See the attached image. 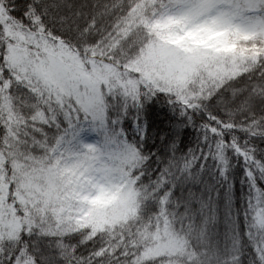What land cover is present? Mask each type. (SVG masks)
I'll return each instance as SVG.
<instances>
[{"label": "snow or ice", "instance_id": "1", "mask_svg": "<svg viewBox=\"0 0 264 264\" xmlns=\"http://www.w3.org/2000/svg\"><path fill=\"white\" fill-rule=\"evenodd\" d=\"M46 7L34 0H5L0 4L5 14L3 22H0V104L8 105V111L0 107V121H3L0 123V153L5 155L3 172L6 173V181L15 175L11 157L3 152L6 146L9 151L13 150V125L9 116L15 113L18 105L24 113L22 102L36 100L38 90L30 83L31 80L41 73L54 74L59 70L54 64L31 53L32 48L48 52L57 39H62L44 23ZM133 8H143L150 13L149 22L170 25V34L167 38L163 34L159 37L147 35V29H144L145 34L127 35L121 40L120 48H128L129 53H135L137 57L141 53L150 54L165 67L195 66L199 70L202 64L217 56L214 51L170 42L172 36L183 40L186 34L226 30L234 34L251 32L257 40L264 39V0H146L145 3L134 0L123 9V14ZM12 25L21 35L7 31ZM25 26L30 31L24 32ZM117 31L123 33L126 30L120 25ZM114 39L120 40V36ZM10 56L15 63H9ZM125 62L131 60L126 58ZM128 75L135 84L134 90L120 86L105 90L102 86L94 100L85 93L81 94L80 103L72 101L74 111L73 108L65 110L62 107L57 110L52 106L43 110L27 109L26 115L32 117L33 123L38 122V128L31 137L35 147L28 149L27 143L23 145L26 155L32 159L29 180L35 190L25 196L19 191V177L8 182L6 198L0 204V264H62L65 259H70L68 253L51 248L58 237L41 233L51 226L53 218L63 219L62 216L56 217V208L70 203L71 197L82 190L81 185L92 194L123 181H134L137 186L147 182L150 188H156L157 216L168 215L171 188L176 182L191 178L189 173L192 169L185 167L189 163L188 151L180 152L175 146L164 157L144 151L146 125L142 121V113L149 102L163 100L173 111H178L186 124L196 128L202 157L210 148L208 139H201L207 131L212 132V139L217 143L218 135L223 136L224 142L231 139L230 132L219 130L215 123L200 131L198 122L192 119L198 110L200 123L208 119L205 112L214 107L213 100L221 99L223 83L197 89V77L194 76L188 88L169 90L158 81L149 82L141 73ZM188 92L196 94L194 99L188 98ZM205 92L209 93L206 99L203 98ZM211 115L215 121V114ZM19 118L20 114H16L15 119ZM125 121L131 122L135 133L131 139L124 127ZM236 146L239 147V140ZM154 156V162L159 165L155 171L150 167ZM252 156L251 163L239 157L249 192L243 216L241 251L234 264H264V238L257 240L254 236V233L264 232V187L257 183L258 174L264 175V156L257 155L255 151ZM66 169H71L80 179L66 175ZM227 175L225 169L224 176ZM146 176L147 180L144 179ZM85 180L86 185L83 184ZM206 206L202 204V207ZM229 215L231 217V213ZM237 225L239 230L238 220ZM94 251L97 257L103 253L102 248ZM157 259L163 261L165 257ZM144 264L152 262L145 261Z\"/></svg>", "mask_w": 264, "mask_h": 264}, {"label": "trees", "instance_id": "2", "mask_svg": "<svg viewBox=\"0 0 264 264\" xmlns=\"http://www.w3.org/2000/svg\"><path fill=\"white\" fill-rule=\"evenodd\" d=\"M4 2L5 0H0V4ZM34 2L47 6L44 10L47 13L44 23L51 32L62 37L55 41L56 45L62 46L69 53L90 54L97 60L108 59L107 61L118 64L116 68L126 63V58L132 60L136 56L135 53H129L128 48H120L121 40L127 35L145 34L144 29H147V35L155 34L159 37L163 34L167 38L170 34V25L159 21L149 22L150 13L143 8H133L123 14V9L133 4L134 0H34ZM139 2L145 3L146 0ZM4 18V10L0 8V22H3ZM120 25L126 30L123 33L117 31ZM10 27L18 31L14 25L8 26L7 31ZM28 31L30 29L25 26L24 32ZM211 33L200 31L185 35L183 40H177L172 36L170 42L214 51L226 60L225 51L218 44L212 45L217 38ZM117 35L120 36V40L114 39ZM239 47H243L246 53L236 66L222 69L221 62L217 61L216 71L195 81L197 89L207 85L214 86V83H223L221 99L213 100L214 107L205 112L208 119L200 123L199 110L192 119L198 122L200 131L203 132L207 125L215 123L219 130L230 132L231 139L224 142L223 136L218 135L217 143L212 139V132L207 131L201 139L207 138L210 148L204 151L202 157L196 128L186 124L178 111H173L163 100L149 102L142 113V121L146 125L144 151H151L160 157H164L173 146L180 152L188 151L189 163L185 167L192 169L189 173L191 178L182 179L171 188L168 215L163 217L156 214V188H150L147 182L137 186L134 181L131 183L123 181L115 187H106L97 197H95L97 191L89 194L81 185L82 190L71 197L70 203L63 208H56V217L62 216L63 219L53 218L51 226L41 233L59 238L51 248L66 252L71 257L65 259L62 264H98L99 261L117 264V261L123 260L136 246L134 243L131 245L127 243L130 233L143 239L144 261H161L157 258L165 257L161 261L162 264H234L241 251L243 216L249 192L239 157L251 163L253 151L264 156V40L253 38L243 43L239 42ZM36 82L37 80L33 79L30 83L34 85ZM43 85V93L37 92L40 103L50 107L51 100L65 110L73 108V105L70 107L63 103V98L75 101L73 97ZM108 85L110 86L107 90L120 86L118 83ZM120 87L134 90L135 84L133 88ZM195 95L193 93L188 98L194 99ZM208 95L209 93L205 92L203 98L206 99ZM57 97L61 99L57 100ZM16 99L19 100V97ZM35 103L30 100L24 101L22 102L24 113H21V106L18 105L15 113L9 116V121L13 125L11 136L13 150L9 151L8 146L3 150L11 157L10 163L15 173L8 177V182L19 177L21 188L24 182L31 183L29 180L31 170L26 169L25 165L32 159L26 155L23 145L27 143L28 149L35 147L31 137L33 131L38 128V122L33 123L32 117L26 115L27 109L35 108ZM0 107L8 111L6 103L0 104ZM16 114H20L19 120L15 119ZM211 114H215V121ZM23 116L26 118L21 119ZM124 127L131 139L135 135L131 122L125 121ZM252 136L256 139H251ZM238 140L239 147L236 146ZM34 155L35 153H32V156ZM0 157L4 167L5 155L0 153ZM154 161L155 156L150 165L153 171L159 168ZM225 169L228 173L226 177ZM21 170L26 175L22 176ZM65 174L76 180L80 179L79 176H74L71 169H66ZM258 177L257 183L264 187V175L258 174ZM144 179L147 180V176ZM83 184L86 185L87 181L85 180ZM22 191L24 190L20 189V192ZM202 204L207 206L202 207ZM132 207L135 208V213L124 218V214ZM257 222L259 223V219ZM162 225L183 241L181 254L160 255L153 250V231ZM254 236L259 240L264 238V232L254 233ZM113 244L117 245L115 249H112ZM98 248L103 249L99 257L94 251Z\"/></svg>", "mask_w": 264, "mask_h": 264}, {"label": "rangeland", "instance_id": "3", "mask_svg": "<svg viewBox=\"0 0 264 264\" xmlns=\"http://www.w3.org/2000/svg\"><path fill=\"white\" fill-rule=\"evenodd\" d=\"M10 34L21 35L20 32L10 27ZM216 37L212 45L218 44L225 51V59L216 56L215 59L208 60L202 64L197 70L195 66L188 67H165L161 66L150 54L141 53L140 56H135L130 64L122 63L124 68H116L118 64H114L106 60L94 59L90 54L78 55L69 53L60 45H54L48 52L43 49L37 51L32 48L31 53L42 61L49 64H54L59 70L54 74L41 73L34 79L45 84L46 87H51L59 91L63 95L73 97L76 103H80L81 94H87L90 100H94L99 96L101 87L105 90L109 88L108 83H118L120 86L134 87L132 78L128 75V71L141 73L149 82L155 80L159 84L169 90L173 88L185 89L193 83V77H197L195 81L201 80L203 75H210L218 68L217 61L221 62L220 67L227 69L234 67L242 56L245 55L243 47H239V42L243 43L251 39H256L255 34L251 32H240L234 34L232 31L219 30L211 33ZM190 35V34H186ZM264 40V39H263ZM263 42V41H262ZM24 47H27L25 44ZM211 47V46H210ZM223 60V61H222ZM9 63H15L12 56L9 57ZM117 63V62H116ZM227 66V67H226ZM226 67V68H225ZM128 69V71L126 70ZM193 93L188 92L190 97ZM6 173L3 172L2 158L0 157V204L7 195L8 180H5ZM98 190L95 194L97 197L103 189ZM24 191L20 192L26 196L28 192L34 191L32 183L24 182L23 187L19 188ZM19 198V197H18ZM135 213V208L132 207L124 218L132 216ZM160 228V229H159ZM153 231V250L160 255H173L183 252V241L176 237L171 230L164 228V225Z\"/></svg>", "mask_w": 264, "mask_h": 264}, {"label": "clouds", "instance_id": "4", "mask_svg": "<svg viewBox=\"0 0 264 264\" xmlns=\"http://www.w3.org/2000/svg\"><path fill=\"white\" fill-rule=\"evenodd\" d=\"M36 89L38 90V92L43 93L44 91V85L42 84V82H39L37 80V82L34 84ZM57 100H60L61 98L57 97ZM35 108L38 110H43L46 105L42 104L39 102V97L37 96L36 100H35ZM51 103L52 107H57V110H59V104L56 103L55 101H49ZM63 103L68 104L70 107L72 106V101L68 100L67 98H63ZM26 116L21 117V119H25ZM44 159H47V157H44ZM31 165H32V161L29 162L28 165H25L26 169L31 170ZM21 175H26V173L21 170ZM130 235V239L127 243L131 244H135L136 246L134 248H132L131 251L128 252V255L120 261H117V264H142V262L144 261V253H145V247H144V241L143 239L139 238L138 236H132L131 233ZM106 238V237H105ZM119 242H117L118 244ZM117 247L116 244L112 245V249H115ZM125 251H128L127 249H125ZM83 259V258H82ZM98 264H105V261H99ZM152 264H162L161 261H153Z\"/></svg>", "mask_w": 264, "mask_h": 264}]
</instances>
